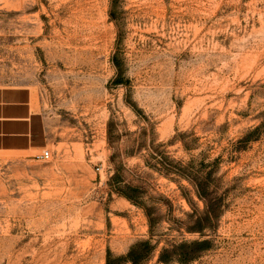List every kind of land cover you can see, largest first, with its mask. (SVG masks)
Listing matches in <instances>:
<instances>
[{
	"label": "rangeland",
	"instance_id": "rangeland-1",
	"mask_svg": "<svg viewBox=\"0 0 264 264\" xmlns=\"http://www.w3.org/2000/svg\"><path fill=\"white\" fill-rule=\"evenodd\" d=\"M12 85L51 157L0 151V264H106L148 238L139 264H264V0H0ZM193 179L218 213L201 231Z\"/></svg>",
	"mask_w": 264,
	"mask_h": 264
},
{
	"label": "crops",
	"instance_id": "crops-1",
	"mask_svg": "<svg viewBox=\"0 0 264 264\" xmlns=\"http://www.w3.org/2000/svg\"><path fill=\"white\" fill-rule=\"evenodd\" d=\"M43 127L29 86H0V151L30 154L43 150Z\"/></svg>",
	"mask_w": 264,
	"mask_h": 264
},
{
	"label": "trees",
	"instance_id": "trees-1",
	"mask_svg": "<svg viewBox=\"0 0 264 264\" xmlns=\"http://www.w3.org/2000/svg\"><path fill=\"white\" fill-rule=\"evenodd\" d=\"M116 82H119L117 79ZM120 180V174L115 173L111 177V183L113 186L114 184H118ZM197 194L200 198H203L206 203V210L202 215H196L195 217V224L192 227L194 230L201 231L203 228L208 224V222H213L215 218H217V208L213 206L212 200L208 199L206 196V181H202L200 179H193L192 180ZM117 192L126 197L128 200L133 202L136 205L143 207L145 214L149 221V228L151 235L154 232L155 224L158 222V218L153 215L152 210L149 207L143 205L142 201L139 199V195L136 194L138 188L131 187L129 185H125L123 187H115ZM209 245L208 239H196L191 241H183L177 248V255L179 260L181 261H189L197 256L202 250L206 249ZM155 249V245L152 243L151 239H140L137 240L130 246L129 251L125 255H121L118 257H112L111 253H108L107 263L106 264H120L123 261H130L132 264H139L142 261L146 260L153 250ZM168 250L164 249L161 253V259L166 260L168 258Z\"/></svg>",
	"mask_w": 264,
	"mask_h": 264
},
{
	"label": "built area",
	"instance_id": "built-area-1",
	"mask_svg": "<svg viewBox=\"0 0 264 264\" xmlns=\"http://www.w3.org/2000/svg\"><path fill=\"white\" fill-rule=\"evenodd\" d=\"M39 158H42L44 160H48L51 157V152L48 149H44L42 153L36 155Z\"/></svg>",
	"mask_w": 264,
	"mask_h": 264
}]
</instances>
